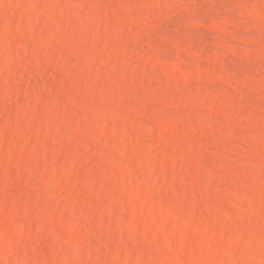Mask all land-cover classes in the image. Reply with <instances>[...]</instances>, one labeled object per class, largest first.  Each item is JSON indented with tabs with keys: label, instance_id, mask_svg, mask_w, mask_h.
<instances>
[{
	"label": "rangeland",
	"instance_id": "374dc122",
	"mask_svg": "<svg viewBox=\"0 0 264 264\" xmlns=\"http://www.w3.org/2000/svg\"><path fill=\"white\" fill-rule=\"evenodd\" d=\"M0 264H264V0H0Z\"/></svg>",
	"mask_w": 264,
	"mask_h": 264
}]
</instances>
